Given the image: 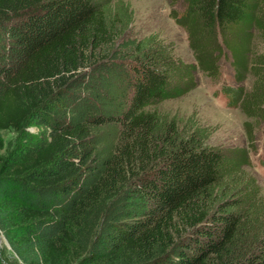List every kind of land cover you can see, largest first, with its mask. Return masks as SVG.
Returning <instances> with one entry per match:
<instances>
[{"label": "trees", "instance_id": "obj_1", "mask_svg": "<svg viewBox=\"0 0 264 264\" xmlns=\"http://www.w3.org/2000/svg\"><path fill=\"white\" fill-rule=\"evenodd\" d=\"M183 2L189 63L132 35L128 3L0 0V131L18 135L7 148L0 135V264H264L247 151L155 108L193 87L195 67L215 75L218 35L235 31L232 104L260 121L264 0Z\"/></svg>", "mask_w": 264, "mask_h": 264}, {"label": "rangeland", "instance_id": "obj_2", "mask_svg": "<svg viewBox=\"0 0 264 264\" xmlns=\"http://www.w3.org/2000/svg\"><path fill=\"white\" fill-rule=\"evenodd\" d=\"M128 3L132 10V21L129 24L132 35L139 37L156 33L158 37L174 47V55L184 62H195V52L189 46L188 29L178 23L174 17L184 12V0H118ZM240 29L241 26L236 27ZM234 30H236L234 28ZM235 32V31H234ZM228 33L224 42L219 34L222 53L215 75L195 67L193 87L182 95L166 98L155 108L161 113L175 116L180 126H201L207 134L209 144L227 149H243L249 156V164L240 167V175L249 180L264 198V116L257 122L255 117L248 116L238 104H232L231 89L239 84L235 80L234 47L236 34ZM255 36L251 50L261 51L263 47L259 31L253 28ZM251 58V55H250ZM253 75L247 73L243 80L244 88L250 90ZM154 107V106H151ZM36 132L37 126H30ZM4 148L14 145L17 132L11 128L1 130ZM3 150V149H2ZM0 244L8 247L1 237ZM9 253L8 248L5 251Z\"/></svg>", "mask_w": 264, "mask_h": 264}]
</instances>
